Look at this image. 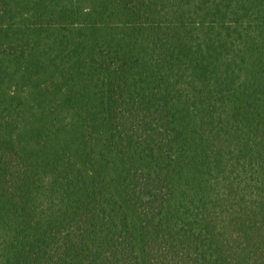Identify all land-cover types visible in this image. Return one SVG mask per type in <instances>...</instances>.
<instances>
[{
	"label": "trees",
	"instance_id": "obj_1",
	"mask_svg": "<svg viewBox=\"0 0 264 264\" xmlns=\"http://www.w3.org/2000/svg\"><path fill=\"white\" fill-rule=\"evenodd\" d=\"M0 264H264V0H0Z\"/></svg>",
	"mask_w": 264,
	"mask_h": 264
}]
</instances>
